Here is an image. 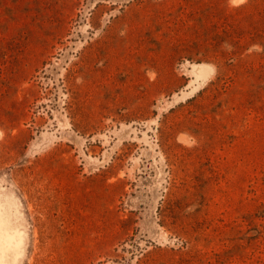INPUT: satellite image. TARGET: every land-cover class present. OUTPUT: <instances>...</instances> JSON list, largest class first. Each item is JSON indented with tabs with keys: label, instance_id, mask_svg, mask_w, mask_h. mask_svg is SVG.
I'll return each mask as SVG.
<instances>
[{
	"label": "rangeland",
	"instance_id": "374dc122",
	"mask_svg": "<svg viewBox=\"0 0 264 264\" xmlns=\"http://www.w3.org/2000/svg\"><path fill=\"white\" fill-rule=\"evenodd\" d=\"M0 199V264H264V0H0Z\"/></svg>",
	"mask_w": 264,
	"mask_h": 264
},
{
	"label": "water",
	"instance_id": "95a60500",
	"mask_svg": "<svg viewBox=\"0 0 264 264\" xmlns=\"http://www.w3.org/2000/svg\"><path fill=\"white\" fill-rule=\"evenodd\" d=\"M2 206H3V204H2L1 199H0V254H3L5 252H7L6 250H8V243L6 242L7 241V233L10 235V232H13V233L15 232L14 230H12L11 226L5 227V225H4L5 221L8 219L4 218L3 212L5 211L7 213V215L9 212L6 211V209L2 210ZM9 207H10V205H9ZM8 218H9V215H8ZM4 219H5V221H4ZM13 236L15 237V235H13ZM5 245H7V247H5ZM21 249H22V243L19 246L14 245L12 252H13L15 261L17 260V256L19 255V253L22 252Z\"/></svg>",
	"mask_w": 264,
	"mask_h": 264
}]
</instances>
